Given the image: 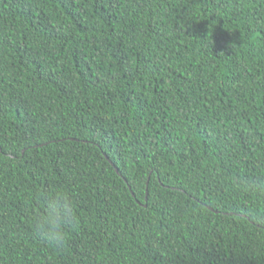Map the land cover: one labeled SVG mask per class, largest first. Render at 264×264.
<instances>
[{"label": "trees", "instance_id": "obj_1", "mask_svg": "<svg viewBox=\"0 0 264 264\" xmlns=\"http://www.w3.org/2000/svg\"><path fill=\"white\" fill-rule=\"evenodd\" d=\"M0 264H264V0H0Z\"/></svg>", "mask_w": 264, "mask_h": 264}, {"label": "clouds", "instance_id": "obj_2", "mask_svg": "<svg viewBox=\"0 0 264 264\" xmlns=\"http://www.w3.org/2000/svg\"><path fill=\"white\" fill-rule=\"evenodd\" d=\"M75 220L70 195L63 190H57L45 197L43 211L38 213L34 228L39 236L60 247L66 240V229Z\"/></svg>", "mask_w": 264, "mask_h": 264}]
</instances>
